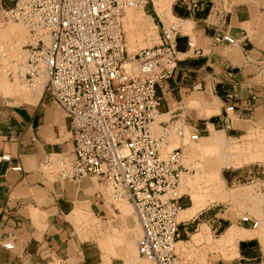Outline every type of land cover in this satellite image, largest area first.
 Here are the masks:
<instances>
[{
	"label": "built area",
	"instance_id": "obj_1",
	"mask_svg": "<svg viewBox=\"0 0 264 264\" xmlns=\"http://www.w3.org/2000/svg\"><path fill=\"white\" fill-rule=\"evenodd\" d=\"M148 2L14 0L5 9V17L24 26L29 36L25 42H4L0 72L33 98L41 93L51 96L67 114L73 147L45 152L42 174L74 183L96 178L103 185L95 194L97 200L132 206L141 229L136 240L138 256L154 264H178V216L187 196L180 187L184 176L194 171L185 148L201 139L202 129L189 124L181 113L164 114L160 88L179 61L202 50L189 39L186 49H180L187 17L179 16L162 21L160 43L130 55L125 12H145ZM182 4L190 15L202 8L201 0ZM213 43L235 46L239 42L218 30ZM236 98L234 90L223 95L219 121L223 130L231 128ZM256 103L257 96L252 94L244 106L252 110ZM0 163H11V155L0 154ZM11 168L22 170L20 164ZM250 174V183L264 192V171ZM239 220L252 229L261 226L249 213ZM3 247L13 249L14 244L8 241Z\"/></svg>",
	"mask_w": 264,
	"mask_h": 264
},
{
	"label": "crops",
	"instance_id": "obj_2",
	"mask_svg": "<svg viewBox=\"0 0 264 264\" xmlns=\"http://www.w3.org/2000/svg\"><path fill=\"white\" fill-rule=\"evenodd\" d=\"M182 1L175 0L174 7L186 13L191 27L180 37V49H186L189 39L202 53L179 61L172 77L161 83L164 114L181 113L189 124L203 119L208 129L205 120L214 116L220 121L223 95L234 90L237 111L231 115L232 134L264 133V0H201L202 8L194 15L186 11ZM13 4L14 0H0V11ZM218 30L229 32L239 43L214 44L213 34ZM3 39L0 37L1 46ZM5 90L0 86V154H10L11 163H0V264H125L121 257L109 259L97 246H85L74 236L76 217L72 212L78 207L86 215H99L95 194L102 183L97 181V187L88 179L79 183L53 180L40 170L45 152L73 147L65 111L44 93L33 98L28 92L17 96L16 91L9 95ZM252 94L257 103L247 110L245 101ZM190 97L203 103L216 102L218 112L200 117L189 105ZM16 164L22 170L11 168ZM188 199L187 194L182 200L184 211L193 204ZM205 207L192 216L183 210L179 214V242L185 243L178 252L180 263L238 264L241 258L252 256V243L258 246L256 254H263L261 239L255 236L256 240H235V254L230 258L231 248L221 237L222 230L232 226L228 225L232 219L228 221ZM128 224L133 227V220ZM8 241L14 244L13 249L3 247Z\"/></svg>",
	"mask_w": 264,
	"mask_h": 264
},
{
	"label": "rangeland",
	"instance_id": "obj_3",
	"mask_svg": "<svg viewBox=\"0 0 264 264\" xmlns=\"http://www.w3.org/2000/svg\"><path fill=\"white\" fill-rule=\"evenodd\" d=\"M174 2L175 0H149L145 12L134 9H129L125 12L124 31L130 55L160 43L159 35H161L160 27L162 21H173L176 20L174 17H179L174 12ZM157 14H159V17ZM181 17L186 18L184 16ZM183 26V33L188 32L191 27L188 21ZM0 29V37L5 38L3 41L25 42L29 36L28 30L24 26L6 19L4 9L0 11ZM0 49H2L1 45ZM3 85L6 88V94L9 95L13 94L14 91L22 92L24 90L18 83L12 84L0 72V86L2 87ZM193 99L194 97H190L188 103L197 111L199 110L198 114L200 117H207V111H211V109L213 114L218 112L216 102H211L210 100L206 103H200L196 99L192 102ZM190 102L193 104H190ZM212 103L216 105V110L213 109ZM205 121L209 123L208 129H205V125L202 124L204 122L203 119H198L195 122L202 129L201 136L212 137L217 132L218 135L223 136V141L211 143L212 145L209 146L206 145L207 143L204 140L200 139L197 143L190 144L185 148L189 159L187 162H192L194 171L184 176L180 187L181 193L188 194L190 203L191 193L194 195L195 193L196 195L198 194L201 204L194 212L195 214L207 204L205 208L209 210L208 212H218L219 216L224 217L228 221L232 219L228 225H232L231 227L234 229L245 233V239L256 240L254 237H259L264 250V192L257 184L250 183L249 176L252 174L248 172L250 169L253 170V173L264 169V133H248L245 136L239 135L235 137L231 128L223 130V127L214 116H210ZM250 138L254 139L250 140ZM207 147L210 148L208 149ZM217 169L218 176L216 178V176L212 175ZM85 179L90 180L92 185H99L96 178ZM91 199L93 198L91 197ZM95 203L99 213V215L96 214L97 216L93 214L86 215L78 207L72 212L76 217L74 222L75 238L84 242L85 246L87 244L97 246L109 259L116 258L119 260V257H121L122 262L125 264H154L145 258L139 257L137 254L136 240L138 234L141 233V229L132 206L127 203L103 204L102 201L97 199ZM184 213L188 216L195 215L189 211ZM245 213H249L258 219L260 218L261 226L259 229H244L247 226H244L239 218ZM129 220H133V227L128 224ZM204 229L203 226L202 230ZM226 229L227 227L222 232ZM132 233L134 241L132 240ZM217 233L221 234L219 231ZM221 242L231 248L229 257H233L235 254L233 251L234 241ZM184 245V242H178L177 251L179 252L180 247L183 248ZM251 246L253 247L252 256L241 258L238 264H264V251L263 254L257 255L258 246L255 243H252ZM53 264H58V262ZM178 264L182 263L178 262Z\"/></svg>",
	"mask_w": 264,
	"mask_h": 264
},
{
	"label": "bare ground",
	"instance_id": "obj_4",
	"mask_svg": "<svg viewBox=\"0 0 264 264\" xmlns=\"http://www.w3.org/2000/svg\"><path fill=\"white\" fill-rule=\"evenodd\" d=\"M167 11V10H166ZM129 13V12H128ZM139 13V12H138ZM162 13V12H161ZM128 15H130V14H128ZM164 15V14H163ZM138 16V15H137ZM131 17H133L132 15H131ZM130 17V18H131ZM138 18H140V17H138ZM143 18V17H142ZM134 19V18H133ZM185 24V23H184ZM3 47V46H2ZM0 51H1V49H0ZM36 97V96H35ZM190 100H188V102H189ZM193 101H195V99H193L192 100V102ZM199 101V100H198ZM200 102V101H199ZM194 103H196V102H194ZM201 103V102H200ZM190 104H193V103H191L190 102ZM196 104H198V103H196ZM213 105H212V107H213V109H217L216 108V105L214 104V103H212ZM211 105V104H210ZM198 106V105H197ZM188 108V107H187ZM194 109V108H193ZM202 109V108H201ZM210 109V108H209ZM192 110V109H191ZM203 110V109H202ZM199 111V110H198ZM201 111V110H200ZM208 113H207V116H209L210 114H212L213 113V110L211 109V111H207ZM189 113V112H188ZM216 131V130H215ZM201 139L202 140H204L207 144L206 145H209V146H211L212 144H214V143H216V142H221V141H223V136H221V135H218V133L217 132H215V134L212 136V137H201ZM212 143V144H211ZM204 147V146H203ZM208 149L210 148V147H207ZM206 148V149H207ZM199 149V148H198ZM213 150V149H212ZM187 156V155H186ZM199 156V155H198ZM216 158V157H215ZM206 162H208V161H206ZM217 165V164H216ZM219 165V164H218ZM227 166V165H226ZM219 167V166H218ZM218 171V169L213 173V175L212 176H216V178H217V172ZM212 173V172H211ZM222 179V178H221ZM225 181V180H224ZM223 183V182H222ZM215 185V184H214ZM223 186V185H222ZM214 187V186H213ZM214 190V189H213ZM191 195H192V197H191V200H192V202H193V204H192V206H190L189 208H187L184 212H186V211H189V212H191L192 214L199 208V205L201 204V201H200V197L199 196H197L196 195V193H195V195L194 194H192L191 193ZM224 196V195H223ZM124 204H126V203H124ZM203 205V204H202ZM201 205V206H202ZM200 206V207H201ZM185 209V208H184ZM184 212H182V213H184ZM187 214H189V213H187ZM195 214V213H194ZM179 217V216H178ZM195 236H199V234L198 235H195ZM244 237H246L245 236V233H242V232H239L238 230H236V229H234L233 227H229L227 230H225V233L223 234V236L221 237V240L222 241H225V242H230V241H235V240H237V239H239V238H244ZM220 242V241H219ZM258 264V263H257Z\"/></svg>",
	"mask_w": 264,
	"mask_h": 264
},
{
	"label": "trees",
	"instance_id": "obj_5",
	"mask_svg": "<svg viewBox=\"0 0 264 264\" xmlns=\"http://www.w3.org/2000/svg\"><path fill=\"white\" fill-rule=\"evenodd\" d=\"M174 12L177 14V15H179V16H184V15H186V13H183L182 11H180L177 7H174Z\"/></svg>",
	"mask_w": 264,
	"mask_h": 264
}]
</instances>
